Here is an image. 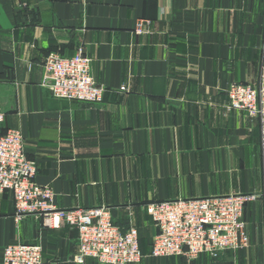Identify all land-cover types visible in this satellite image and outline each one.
<instances>
[{
    "label": "crops",
    "instance_id": "1",
    "mask_svg": "<svg viewBox=\"0 0 264 264\" xmlns=\"http://www.w3.org/2000/svg\"><path fill=\"white\" fill-rule=\"evenodd\" d=\"M140 19L148 30L136 31ZM264 0H0V130L19 129L36 180L58 208L107 205L139 229L133 264H264V200L244 210L249 245L215 257L150 255L158 229L146 205L264 189L262 127L229 109L232 82L261 76ZM92 58L100 102L59 98L44 82L51 52ZM0 192V264L15 242L40 244L42 264L79 262L78 232L15 219Z\"/></svg>",
    "mask_w": 264,
    "mask_h": 264
},
{
    "label": "built area",
    "instance_id": "2",
    "mask_svg": "<svg viewBox=\"0 0 264 264\" xmlns=\"http://www.w3.org/2000/svg\"><path fill=\"white\" fill-rule=\"evenodd\" d=\"M149 20L140 19L136 31L148 30ZM44 82L59 98L87 102L104 99L105 87L92 73V58L80 49L72 56L51 52L44 62ZM227 93L229 109L245 111L258 119L262 127L261 148L264 157V44L261 76L258 83L232 82ZM5 114L0 112V123ZM37 163L26 151L19 129L0 130V192L11 191L15 199V219L42 217L50 227L67 223L78 232L79 250L76 260L96 259L101 264H133L144 253L139 229L130 225L123 229L113 219L107 205L61 209L55 205L54 191L36 180ZM261 192H233L226 195L164 199L146 205L158 231L153 238L150 255L168 257L182 255L195 259L209 253L215 257L225 251H236L249 245L244 210ZM264 225V219H263ZM40 244L15 242L3 251L2 264H42Z\"/></svg>",
    "mask_w": 264,
    "mask_h": 264
},
{
    "label": "trees",
    "instance_id": "3",
    "mask_svg": "<svg viewBox=\"0 0 264 264\" xmlns=\"http://www.w3.org/2000/svg\"><path fill=\"white\" fill-rule=\"evenodd\" d=\"M142 248V247H141ZM142 251H143V249H142Z\"/></svg>",
    "mask_w": 264,
    "mask_h": 264
}]
</instances>
